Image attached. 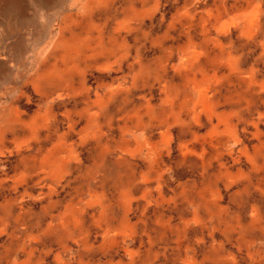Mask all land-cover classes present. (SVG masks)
I'll return each instance as SVG.
<instances>
[{
	"label": "rangeland",
	"instance_id": "374dc122",
	"mask_svg": "<svg viewBox=\"0 0 264 264\" xmlns=\"http://www.w3.org/2000/svg\"><path fill=\"white\" fill-rule=\"evenodd\" d=\"M15 1L0 264H264V0Z\"/></svg>",
	"mask_w": 264,
	"mask_h": 264
},
{
	"label": "crops",
	"instance_id": "0c3cea01",
	"mask_svg": "<svg viewBox=\"0 0 264 264\" xmlns=\"http://www.w3.org/2000/svg\"><path fill=\"white\" fill-rule=\"evenodd\" d=\"M100 0H95L92 3V0H89L85 3V10L89 11V13H91L94 8H96V4L99 2ZM36 2H38V0H36ZM16 3L15 0H6V5L9 7L11 4ZM38 7V5H37ZM20 16V15H19ZM89 16V15H88ZM86 16V17H88ZM77 20H74L73 22H76ZM67 39V38H66ZM63 37V34L61 33L60 37L57 39V42L55 43V46H58L61 49V52H68V41ZM15 54H17L15 52ZM8 65V60L6 58V54L4 52H0V80L2 78V75L6 77V67ZM48 70L45 69L44 73L41 74H37L35 75V77H33L31 79L33 85H36V87H38L39 89H41L42 91H46L50 88H53V86H55L57 84V79L60 76H55L52 75L50 73H47ZM2 81L6 82L5 79H3Z\"/></svg>",
	"mask_w": 264,
	"mask_h": 264
},
{
	"label": "bare ground",
	"instance_id": "6f19581e",
	"mask_svg": "<svg viewBox=\"0 0 264 264\" xmlns=\"http://www.w3.org/2000/svg\"><path fill=\"white\" fill-rule=\"evenodd\" d=\"M71 53V52H70ZM58 80H61L60 77L57 79V83H58Z\"/></svg>",
	"mask_w": 264,
	"mask_h": 264
}]
</instances>
